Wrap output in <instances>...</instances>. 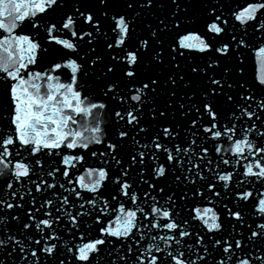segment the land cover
<instances>
[{
    "label": "snow or ice",
    "instance_id": "obj_1",
    "mask_svg": "<svg viewBox=\"0 0 264 264\" xmlns=\"http://www.w3.org/2000/svg\"><path fill=\"white\" fill-rule=\"evenodd\" d=\"M0 264H264V0H0Z\"/></svg>",
    "mask_w": 264,
    "mask_h": 264
}]
</instances>
